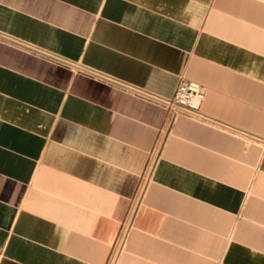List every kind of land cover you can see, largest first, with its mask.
Here are the masks:
<instances>
[{
    "label": "crops",
    "instance_id": "crops-1",
    "mask_svg": "<svg viewBox=\"0 0 264 264\" xmlns=\"http://www.w3.org/2000/svg\"><path fill=\"white\" fill-rule=\"evenodd\" d=\"M67 60L171 98L178 116ZM264 264V0H0V264Z\"/></svg>",
    "mask_w": 264,
    "mask_h": 264
},
{
    "label": "built area",
    "instance_id": "built-area-1",
    "mask_svg": "<svg viewBox=\"0 0 264 264\" xmlns=\"http://www.w3.org/2000/svg\"><path fill=\"white\" fill-rule=\"evenodd\" d=\"M60 61L63 64L74 68V70L79 73L90 75L109 84L119 85L121 88L132 92L143 99L162 106L167 111L169 122H173L178 116H187L198 120L211 121L201 113V106L205 99L206 90L197 82L183 80L177 87L175 94L171 98H166L152 94L146 90L121 83L120 81L85 66H80L67 60ZM126 233L127 231L121 234L120 238L117 240L107 264H119L120 257L124 250Z\"/></svg>",
    "mask_w": 264,
    "mask_h": 264
}]
</instances>
